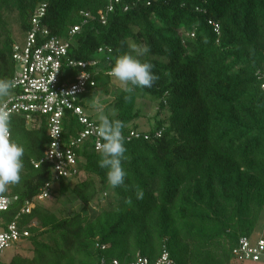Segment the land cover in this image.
<instances>
[{
  "label": "trees",
  "instance_id": "16d2710c",
  "mask_svg": "<svg viewBox=\"0 0 264 264\" xmlns=\"http://www.w3.org/2000/svg\"><path fill=\"white\" fill-rule=\"evenodd\" d=\"M42 3V27L69 41L68 58L95 61L87 71L95 75L106 62L107 74L136 43L149 47L141 59L158 79L151 88L118 81L121 91L107 106L115 111L107 117L124 124L127 149L125 182L116 188L91 137L74 149L76 174L55 179L42 160L50 141L45 118L12 115L10 138L24 148V167L20 182L0 191L11 199L0 230L46 184L52 203L78 207L34 203L18 217L29 231L19 242L30 254L0 264H128L137 254L155 260L162 249L171 264L253 263L232 250L241 235L264 228V0H0V78H12V46ZM73 26L79 30L71 35ZM145 96L156 108L141 131L137 102ZM65 115L63 140L81 130ZM130 130L140 137L127 139Z\"/></svg>",
  "mask_w": 264,
  "mask_h": 264
},
{
  "label": "built area",
  "instance_id": "2783aa9c",
  "mask_svg": "<svg viewBox=\"0 0 264 264\" xmlns=\"http://www.w3.org/2000/svg\"><path fill=\"white\" fill-rule=\"evenodd\" d=\"M44 12L45 4L42 3L34 10L29 22L30 28L23 41L12 46L11 56L15 69L10 80L15 81V87L11 97L5 99L0 107L6 105L12 115L23 116L26 122H31L35 116L45 118L50 141L42 160L51 164L55 179L68 178L77 172L74 153L77 145L91 137L92 146L99 151L97 145L102 143L96 134L98 124L84 113L78 102L87 88L96 86L94 74L86 70V67L94 65L95 61H76L68 58L66 52L69 41L48 36V31L40 23ZM78 30L79 26H73L70 34ZM78 67L80 70L75 74L68 70ZM109 72L110 70L107 71L108 75ZM261 87L264 89V83ZM65 114L74 116L81 130L63 140L62 127ZM132 137L138 138L140 133L130 130L126 138ZM32 164L37 167L39 162ZM48 187L49 184H46L37 195L25 200L14 219L7 224L5 230L0 231V254L10 244L19 242L29 235L28 229L19 226L18 217L29 213L34 203L43 202L48 196ZM10 203L9 197L0 195V211L9 208ZM232 253L241 263L257 262L260 258H264V228L253 241L241 235ZM171 263L168 252L162 249L155 260L137 254L128 264ZM100 264H119V262L115 259L106 261L102 258Z\"/></svg>",
  "mask_w": 264,
  "mask_h": 264
},
{
  "label": "clouds",
  "instance_id": "9594fccd",
  "mask_svg": "<svg viewBox=\"0 0 264 264\" xmlns=\"http://www.w3.org/2000/svg\"><path fill=\"white\" fill-rule=\"evenodd\" d=\"M149 51L147 45L130 44L128 51L114 60L109 74L124 84L151 88L158 77L153 72V65L141 59ZM14 87L15 81L0 78V98H10ZM99 111L102 113L103 110ZM11 117L12 113L7 110L6 105L0 107V191L8 185L18 184L24 167V148L10 138ZM123 128L122 121L110 120L103 114L99 116L96 134L102 143L97 145L100 152L98 165L107 170L106 179L113 188L123 186L126 177L122 167V161L127 158ZM136 198L142 199L143 192L137 191Z\"/></svg>",
  "mask_w": 264,
  "mask_h": 264
},
{
  "label": "rangeland",
  "instance_id": "374dc122",
  "mask_svg": "<svg viewBox=\"0 0 264 264\" xmlns=\"http://www.w3.org/2000/svg\"><path fill=\"white\" fill-rule=\"evenodd\" d=\"M13 33L15 36L18 35L17 28H13ZM100 53V52H98ZM102 54H99L97 57H101ZM100 67L102 68L100 72L97 74L95 73V81L96 86L93 88H87L86 92L81 95L82 101V108L84 113L90 117V119L99 124V116L101 114L105 116H112L114 115L115 111L110 107H107L108 104L114 99L116 95H118L121 91V88L118 87V80L111 76L110 79L107 78V74L103 68H107L106 62H101ZM4 98H0V104L4 101ZM137 107H140L142 111V117L139 118L135 123L138 125V129L141 131L148 130L150 125L152 124V113L156 108V103L150 102L149 97L145 96L142 99H139L137 102ZM102 109V113L99 111ZM31 123V122H30ZM82 178V177H81ZM44 204L53 205L55 204L56 209H63L66 212H72L77 209L78 204H72L70 206H61L59 203H52L50 198H47L44 201ZM64 207V208H63ZM58 209V210H59ZM64 213V212H63ZM63 213H59L57 211V216H61ZM263 222H260L259 225H263ZM261 227V226H260ZM262 230V229H261ZM258 230V233L253 234L250 238L253 241L261 232ZM1 231V230H0ZM19 254L21 256H28L30 254V250L28 249V244L25 242H16L10 244L8 247L3 249L2 253L0 254V262L7 263L14 255ZM257 264H264L263 258L257 261Z\"/></svg>",
  "mask_w": 264,
  "mask_h": 264
},
{
  "label": "crops",
  "instance_id": "0c3cea01",
  "mask_svg": "<svg viewBox=\"0 0 264 264\" xmlns=\"http://www.w3.org/2000/svg\"><path fill=\"white\" fill-rule=\"evenodd\" d=\"M262 259V258H261ZM263 261H264V258H263ZM251 264H257V262H253V263H251Z\"/></svg>",
  "mask_w": 264,
  "mask_h": 264
}]
</instances>
